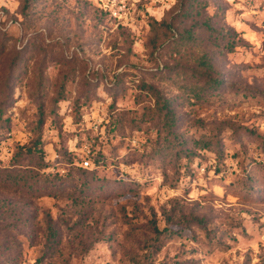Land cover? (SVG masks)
Here are the masks:
<instances>
[{"label":"rangeland","instance_id":"obj_1","mask_svg":"<svg viewBox=\"0 0 264 264\" xmlns=\"http://www.w3.org/2000/svg\"><path fill=\"white\" fill-rule=\"evenodd\" d=\"M0 264H264V0H0Z\"/></svg>","mask_w":264,"mask_h":264},{"label":"trees","instance_id":"obj_2","mask_svg":"<svg viewBox=\"0 0 264 264\" xmlns=\"http://www.w3.org/2000/svg\"><path fill=\"white\" fill-rule=\"evenodd\" d=\"M227 35H231V31H227ZM222 80H215V81H212L211 83V89H218L220 87V84H221ZM31 152H34V153H41L42 151V147L40 146V141H39V144H34L33 147H30L29 149ZM93 164L97 165L100 163V159H98V157H95L94 160H93ZM95 167H88V166H83L80 168V172L82 175L84 176H89L93 170H94Z\"/></svg>","mask_w":264,"mask_h":264},{"label":"built area","instance_id":"obj_3","mask_svg":"<svg viewBox=\"0 0 264 264\" xmlns=\"http://www.w3.org/2000/svg\"><path fill=\"white\" fill-rule=\"evenodd\" d=\"M84 163H85V166H88L89 161L88 160H85Z\"/></svg>","mask_w":264,"mask_h":264}]
</instances>
